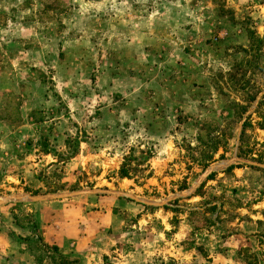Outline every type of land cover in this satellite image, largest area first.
<instances>
[{"label": "rangeland", "instance_id": "1", "mask_svg": "<svg viewBox=\"0 0 264 264\" xmlns=\"http://www.w3.org/2000/svg\"><path fill=\"white\" fill-rule=\"evenodd\" d=\"M0 230V264H264V0H0Z\"/></svg>", "mask_w": 264, "mask_h": 264}, {"label": "crops", "instance_id": "2", "mask_svg": "<svg viewBox=\"0 0 264 264\" xmlns=\"http://www.w3.org/2000/svg\"><path fill=\"white\" fill-rule=\"evenodd\" d=\"M54 208L56 210H81L79 208H68L67 204H65L64 206H62V205H60V206H57V205H55V206H51V205H49V206H41L40 210H52V209L54 210ZM42 219H43V217H42ZM42 227H43V237H44V240L46 241V243H57V244L61 245L62 248L64 247L62 241H59L60 237H57V236L54 237L55 234H56L54 232V231H56L54 226H50L46 222V225L42 224ZM58 227L60 229H63L64 225L62 224L61 226H58ZM3 232L4 231L0 230V247H1V249H4V248L8 247L7 240L4 239ZM59 236H61V235H59Z\"/></svg>", "mask_w": 264, "mask_h": 264}, {"label": "water", "instance_id": "3", "mask_svg": "<svg viewBox=\"0 0 264 264\" xmlns=\"http://www.w3.org/2000/svg\"><path fill=\"white\" fill-rule=\"evenodd\" d=\"M66 197V195H48V196H41V197H33L32 200H52L57 198H63Z\"/></svg>", "mask_w": 264, "mask_h": 264}, {"label": "trees", "instance_id": "4", "mask_svg": "<svg viewBox=\"0 0 264 264\" xmlns=\"http://www.w3.org/2000/svg\"><path fill=\"white\" fill-rule=\"evenodd\" d=\"M124 173H126V172H124ZM46 247H47V246H46ZM53 249H54V251H57V250H58V248H56V247H55V248H53Z\"/></svg>", "mask_w": 264, "mask_h": 264}]
</instances>
